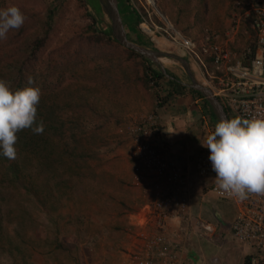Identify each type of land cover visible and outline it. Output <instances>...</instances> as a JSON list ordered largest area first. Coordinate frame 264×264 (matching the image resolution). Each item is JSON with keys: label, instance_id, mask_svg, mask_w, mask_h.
<instances>
[{"label": "trees", "instance_id": "trees-1", "mask_svg": "<svg viewBox=\"0 0 264 264\" xmlns=\"http://www.w3.org/2000/svg\"><path fill=\"white\" fill-rule=\"evenodd\" d=\"M18 1V4L9 1L0 5V10L17 7L25 18L22 27L10 30L5 39H0V80H4L13 92L28 87L40 89L36 123L43 122L44 132L35 134L31 129L20 131L15 145L16 158L8 159L0 155V189L23 191L27 196L37 191L44 192L48 194V201H54L59 200L66 191L74 192V186L84 183L114 205L107 210L104 208L106 215L114 214L116 218H122L125 216L123 209H126V214L135 213L137 208L123 201L121 191L123 187L129 194L130 182L115 180V163H110L113 171L107 170L105 165H91L93 160H101L92 147L96 142L101 147L109 146L100 139L109 122L118 124L131 111L140 110L141 107L151 110L156 103L165 102L178 88L177 83L169 81L166 87L167 79L151 61L117 43L110 29L100 31L85 0ZM239 1L244 0L233 1L231 11L236 10ZM120 2L119 12L128 41L148 47L138 35L137 27L140 24L151 27L152 20L159 27L163 24L155 15L149 18L146 9L137 5L136 0ZM71 9L81 12V24L67 34L63 25ZM100 10L99 7L95 11L100 13ZM206 10L203 0V13ZM172 22L175 30L183 35L197 43L202 40L204 33L199 32L196 18L175 19ZM193 29L199 33L192 35ZM214 33L222 36L224 32L221 29ZM230 49L245 60H251L255 52L253 32L242 24ZM29 78L33 80L32 84H29ZM152 80L154 83L150 86ZM126 140L130 144L129 160L134 167L136 160L131 157L134 154L132 138ZM125 142H119V145ZM38 179L43 183H39ZM78 202L79 216H86V206L92 200L85 197L83 202ZM90 223L88 220L87 224ZM88 225L84 224L85 227ZM1 228L0 248L4 251L3 248L10 245L11 238L1 233ZM128 230L127 226L118 222L111 227V231L118 235ZM93 240L96 242V239ZM38 244L39 251L47 246L51 253L57 254L58 263L67 261L77 264L73 251L57 238L49 243L39 241ZM95 244L100 249L99 242ZM15 250L10 249L8 255L14 257ZM177 251L172 250V253ZM179 261L180 264H189Z\"/></svg>", "mask_w": 264, "mask_h": 264}, {"label": "rangeland", "instance_id": "rangeland-1", "mask_svg": "<svg viewBox=\"0 0 264 264\" xmlns=\"http://www.w3.org/2000/svg\"><path fill=\"white\" fill-rule=\"evenodd\" d=\"M13 1L18 4V0H1L0 5ZM31 1V0H29ZM88 2V11L97 20V28L101 30L111 31V19L108 13L100 10V13H96L95 10L99 9V0H85ZM187 1V2H186ZM207 10L205 13L202 11L203 0H136L137 5L144 7L148 14V17L152 19L155 15L157 19L163 24L162 27L156 25L154 20L151 21V27L147 26L148 29L155 30L154 42L150 40L149 35L143 33L139 26L137 27L138 35L142 38L144 42V47L151 51H166L172 56L177 57L173 46L171 45L169 39L165 35V30L167 27L171 26L175 29L173 20L181 19L184 20L188 18L192 20L196 18L199 23V32H208L210 34L215 31L223 29V32L229 30V15L233 12L231 11V3L236 0H204ZM186 2V3H185ZM118 5H122L120 0H116ZM30 5V4H26ZM36 6V4H34ZM81 12H77L71 9V13L66 15L64 22V31L69 34L75 26L81 24L80 19ZM120 14V12H119ZM125 16V15H124ZM123 16V17H124ZM122 19V15H120ZM177 30V29H176ZM198 30H191L192 35L198 34ZM178 31V30H177ZM149 33V32H148ZM188 37V36H187ZM158 39V40H157ZM138 46V45H137ZM168 60L160 59V64L168 67L172 71H176L179 66L166 64ZM186 61L189 62L190 66H196L195 76L200 72V69L192 59L188 56ZM213 92V87H209ZM216 97V96H215ZM217 98V97H216ZM157 104V103H156ZM151 110H147L141 107L140 110L131 111L125 115L121 122L115 124L114 122H109L107 127H105L100 135V139L105 141L109 146H98L99 142L95 143L92 147L96 149V153L100 157V161H92L91 165H105L107 170H112V165L114 164V169L117 170L115 174V180L130 182L129 194L122 187V192L124 195V202L129 205H133L137 208L135 213L126 214V209H123L125 216L122 218H116L114 214L106 215L105 209L111 208L114 205L110 203L109 199L103 196L101 193L93 192L91 188L85 186L84 183L74 186V192L66 191L62 194V197L58 200L52 199L47 200V193L44 192H34L32 195L27 196L23 191H16L14 189H0V228L6 237H10V245L0 248V264H60L58 263L57 254L51 253L50 248L47 246L42 250H38L39 241L51 242L54 238H57L61 243L67 245L74 254L77 260V264H126L127 252H129L135 242V238L131 235V232H121L119 235L111 231L113 224L118 222L122 226H132L136 227L140 223L139 214L143 207V203L150 196L147 189L138 185L132 184L133 178V166L129 160L128 149L130 144L126 143L129 140V130L133 125L139 123L146 115L150 114ZM156 114V113H155ZM231 118H233L230 115ZM231 120V119H230ZM185 121L182 119V124ZM169 134V131L166 132ZM121 136V137H118ZM193 140L199 143L200 147L203 146L202 143L206 139V134L204 130H198L192 135ZM100 140V141H101ZM124 141L123 145H119ZM98 146V147H97ZM204 147V146H203ZM109 164V166H107ZM102 169V167L100 168ZM39 183H43L41 179H38ZM37 182V183H38ZM104 188V187H103ZM91 189L90 191H87ZM57 196V193H51ZM87 197L88 200L92 202L86 206V216H79L78 208L76 203ZM129 197V199H128ZM229 203H233L231 200ZM53 206L55 208H53ZM117 205H115L116 207ZM105 208V209H104ZM107 210V209H106ZM213 218L210 220L212 224L220 225L224 223L221 215L214 214ZM82 220V224L80 223ZM89 222V225L87 224ZM233 223V222H232ZM84 224L88 225L87 227ZM225 225H230V223H224ZM232 226V224H231ZM230 226V230H231ZM223 229V227H222ZM226 229V230H225ZM223 229V236L220 240L212 241L210 238H195L198 240L197 243L205 245L204 251H212V253H217L222 250L220 248V241L230 247V252L236 250L237 247L243 246L233 238L232 234H227L226 231L229 227ZM98 231V232H97ZM112 232V233H111ZM99 233V236L97 235ZM178 230L176 229L173 234L178 235ZM182 238V235H181ZM179 238V239H181ZM99 242V247L95 244ZM178 239V240H179ZM216 239V238H215ZM180 241V240H179ZM202 241V242H201ZM235 242L233 245L231 243ZM3 243V242H2ZM16 248L14 252V257L8 255L10 249ZM193 249H196V245H193ZM64 264H71L65 261Z\"/></svg>", "mask_w": 264, "mask_h": 264}, {"label": "built area", "instance_id": "built-area-1", "mask_svg": "<svg viewBox=\"0 0 264 264\" xmlns=\"http://www.w3.org/2000/svg\"><path fill=\"white\" fill-rule=\"evenodd\" d=\"M242 24L255 37V52L251 60H245L230 49ZM139 28L154 41L155 30L144 24ZM167 29L164 33L180 59L189 56L200 67L207 82L217 81L218 86L212 85L214 94L234 118L264 119V0L237 2L236 10L229 18V30L222 36L206 31L199 43L171 26ZM244 33L247 34V30ZM153 83L152 80L150 86ZM130 128L134 146L131 157L136 160L132 184L144 186L150 196L139 214H135L140 219L139 227L129 226L128 231L135 242L127 252L125 263L180 264L178 251L172 253V250H179L180 243L174 239V233L167 232V222L175 217L185 220L187 208L181 188L187 184V174L169 160V145L162 139L154 112ZM209 156L207 148L197 153L195 176L204 180V186L216 198L233 202L235 218L231 234L237 243L253 249L250 264H264V195L249 194L246 199L239 200L220 189ZM197 225L205 236L213 235L207 224Z\"/></svg>", "mask_w": 264, "mask_h": 264}, {"label": "crops", "instance_id": "crops-1", "mask_svg": "<svg viewBox=\"0 0 264 264\" xmlns=\"http://www.w3.org/2000/svg\"><path fill=\"white\" fill-rule=\"evenodd\" d=\"M158 52L162 54V57L158 59V65L153 64L161 73L164 70L165 74L162 73V75L167 79L165 80L166 87H168L167 83L169 81H175L178 88H175L165 102L159 105L155 104L151 111L157 114L161 134L164 141L169 144V160L187 174V184L181 188L186 200L187 214L185 220L181 221L176 217L170 220L167 222V232L175 233L176 229L178 232L181 231L175 237L178 240L182 235V238L179 239L180 241H177L180 243L177 255L181 257L180 260L183 262L189 264H249L254 251L247 245L239 246L231 253V246L227 249V246L220 241L221 244L219 246L222 250L212 253L211 250L204 251L205 245L197 243L198 240L195 238V235H197L198 238H210L212 241L220 240L224 234L223 229L229 227L226 233H231L230 226L235 218V206L233 203L216 198L204 186V180L194 174L195 156L205 147H200L199 143L193 140L192 135L202 129L207 137L214 132L215 125L220 121L204 96L196 91L193 86L196 84L209 89L212 85L216 87L217 81L207 82L200 67L194 61L195 65L200 69L197 76L194 75L196 66H190L186 59H180L177 54V57L172 56L169 52L166 54V51L161 50ZM160 59L168 60L165 63L169 64L170 67L177 65L179 68L174 72L168 67L161 65L159 63ZM209 90L210 92L212 91L211 89ZM195 92L199 93L201 97ZM211 94L215 97L214 91ZM216 99L222 105L227 120L233 119L234 117L226 109L220 98L217 97ZM182 119L185 121L183 124ZM168 131L169 134H166ZM148 200L149 197L143 205ZM214 214L221 215L223 222L230 223V225H225L222 222L218 226L212 224L210 220ZM198 223L210 226L214 232L213 235L205 236L202 229L197 225ZM234 243L231 244L233 245ZM194 244L196 245L195 250L193 249Z\"/></svg>", "mask_w": 264, "mask_h": 264}, {"label": "clouds", "instance_id": "clouds-1", "mask_svg": "<svg viewBox=\"0 0 264 264\" xmlns=\"http://www.w3.org/2000/svg\"><path fill=\"white\" fill-rule=\"evenodd\" d=\"M24 19L17 7L0 10V39H5L10 30L22 27ZM40 99L39 88L13 92L0 80V155L16 158L20 131L44 132L43 122L36 123ZM202 145L210 151L209 160L220 189L239 200L249 194L264 195V119L223 120Z\"/></svg>", "mask_w": 264, "mask_h": 264}, {"label": "water", "instance_id": "water-1", "mask_svg": "<svg viewBox=\"0 0 264 264\" xmlns=\"http://www.w3.org/2000/svg\"><path fill=\"white\" fill-rule=\"evenodd\" d=\"M99 3L100 8L106 13H109V17L111 19V34L113 39H115L117 43H119L123 47L137 52L152 63L158 65V59L162 57V54L160 52L147 50L144 47L137 46L128 41L122 19L118 11L116 0H99ZM162 73L165 74L164 70H162ZM193 87L196 91L200 92L204 96L210 106L214 109L220 122L223 120H227L222 105L215 97L212 96L209 89L196 84H194Z\"/></svg>", "mask_w": 264, "mask_h": 264}, {"label": "bare ground", "instance_id": "bare-ground-1", "mask_svg": "<svg viewBox=\"0 0 264 264\" xmlns=\"http://www.w3.org/2000/svg\"><path fill=\"white\" fill-rule=\"evenodd\" d=\"M108 16H109V13H108Z\"/></svg>", "mask_w": 264, "mask_h": 264}, {"label": "flooded vegetation", "instance_id": "flooded-vegetation-1", "mask_svg": "<svg viewBox=\"0 0 264 264\" xmlns=\"http://www.w3.org/2000/svg\"><path fill=\"white\" fill-rule=\"evenodd\" d=\"M151 40V39H150ZM152 41V40H151Z\"/></svg>", "mask_w": 264, "mask_h": 264}]
</instances>
